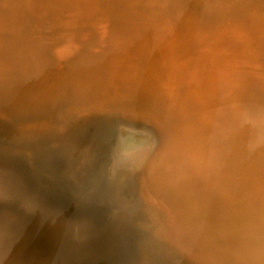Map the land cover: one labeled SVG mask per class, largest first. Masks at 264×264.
I'll return each mask as SVG.
<instances>
[{
	"label": "rangeland",
	"instance_id": "1",
	"mask_svg": "<svg viewBox=\"0 0 264 264\" xmlns=\"http://www.w3.org/2000/svg\"><path fill=\"white\" fill-rule=\"evenodd\" d=\"M143 1H147L146 7L130 19L119 16L116 21L101 13L89 23L74 15H58L57 31L49 29L45 16L1 15L0 119L11 120L19 135H54L83 123L98 136L107 166L117 161L110 172L115 179L125 180L126 185L121 183L130 194V216L125 212L120 219L133 227L134 248L141 253L134 264H263L264 0ZM3 6L0 4V14L10 9ZM53 19L51 15V22ZM65 25L71 27L64 30ZM104 25H108L106 29ZM41 28L49 33H42ZM43 106L51 112L18 117L22 110ZM92 114L101 117L93 120ZM105 128L112 130V137L117 135V141L109 139L108 131L102 133ZM157 129L165 144L189 142L182 145L185 151L181 146L178 149L177 166L166 172L151 169L164 149L162 146L154 154L155 139L160 135ZM239 132L245 142L240 141ZM90 136L92 133L83 138L86 145L77 151L69 153L63 148V156L77 164L91 153ZM193 145L197 147L192 149ZM210 150H220L219 156ZM189 151L195 156L201 153L196 163L202 165L184 159ZM200 170H204L201 177ZM257 197L262 199L258 202Z\"/></svg>",
	"mask_w": 264,
	"mask_h": 264
},
{
	"label": "water",
	"instance_id": "2",
	"mask_svg": "<svg viewBox=\"0 0 264 264\" xmlns=\"http://www.w3.org/2000/svg\"><path fill=\"white\" fill-rule=\"evenodd\" d=\"M97 1L100 0H44L43 8L51 7L44 9L49 29L57 31L58 15L84 19ZM49 13L52 19L55 17L53 22ZM118 13L111 10L110 15L115 17ZM46 112L51 110L43 106L40 110L22 111L18 117H35ZM107 131L110 140L117 136L112 137V130L106 128L102 133L107 135ZM78 133L81 134L76 137L77 132L74 136L30 133V138L27 133L24 141L15 137L11 120L0 119V169L10 172L11 179L17 180L18 188L35 205L26 215L23 227L22 254L18 256L22 264H134L141 256L135 251L130 234L133 227L120 219L125 212L130 216L127 210L130 194L125 180L115 179L110 172L117 161L107 166L103 145L91 130ZM91 133L93 140L88 142L93 145L88 144L93 147L91 153L87 154L86 163L77 167L61 151L63 148L69 153L77 151L86 145L82 140ZM59 137L62 142L57 143ZM26 148H32L30 151H35V155L27 157L23 153ZM13 202L20 204L18 199Z\"/></svg>",
	"mask_w": 264,
	"mask_h": 264
},
{
	"label": "bare ground",
	"instance_id": "3",
	"mask_svg": "<svg viewBox=\"0 0 264 264\" xmlns=\"http://www.w3.org/2000/svg\"><path fill=\"white\" fill-rule=\"evenodd\" d=\"M263 2V1H262ZM46 3H49V2H46ZM146 3H147V1H143V0H100V1H97V3L95 4V5H93L92 4V6H91V10H90V14H88V16L86 17L85 16V20L84 19H82V18H77V20H84L85 22H89V23H91V22H94V19H96V17H97V15H99V14H109V19L111 18L112 20H116L117 21V17H119V16H121L122 18H124V19H130V18H133L134 16H136L137 15V11L139 10V9H143V8H145L146 7ZM0 4L1 5H4L3 7H5V8H10V9H7V10H4L3 11V13H1L0 14V16L1 15H7V16H12V17H31V16H34V17H43V16H45V14H46V10H44V9H46V8H49V10H50V8L51 7H45V8H43L44 6H43V4H45L44 3V0H0ZM232 5V4H231ZM112 6V8H110ZM1 8V7H0ZM14 10V11H13ZM105 10H107L106 12H105ZM111 10H116V13L117 12H119L115 17H113V16H111L110 15V13H111ZM4 15V16H5ZM49 15L51 16L52 14L51 13H49ZM258 16V15H257ZM46 17V16H45ZM66 17H68V16H66ZM76 17V16H75ZM89 17H91V18H89ZM231 18V17H230ZM86 20H89V21H86ZM262 22H263V20H262ZM230 25V24H229ZM106 26H108V25H106ZM105 25H104V28L106 29L107 27H106ZM71 26H68V25H65V27H64V30H66V29H69ZM101 27H103V26H101ZM88 28L90 29V30H93L92 28H91V24H89L88 25ZM104 28H102V30L104 29ZM109 28V27H108ZM18 30H23V29H21V28H18ZM29 30V29H28ZM262 30V29H261ZM1 31H3L4 32V30L2 29ZM41 31H42V33H49L46 29H44V28H41ZM70 31V30H69ZM104 31V30H103ZM102 31V32H103ZM51 32V31H50ZM71 32V31H70ZM72 32H73V30H72ZM71 32V33H72ZM107 32V31H106ZM41 33V34H42ZM73 33H75V32H73ZM103 33H105V31L103 32ZM234 45V44H233ZM250 45V44H249ZM67 48V47H66ZM65 49V48H64ZM63 49V50H64ZM238 49V48H237ZM136 50V49H135ZM66 51V50H65ZM255 51V50H254ZM68 52V51H67ZM133 54V53H132ZM147 54V53H146ZM131 55V54H130ZM150 55V54H149ZM154 55V54H153ZM163 55V54H162ZM243 55V54H242ZM249 56V55H248ZM244 57V56H243ZM132 58H133V56H132ZM248 58V57H247ZM135 59H136V57H135ZM141 59V58H140ZM143 59V58H142ZM240 59V58H239ZM136 60H138V59H136ZM142 62V61H141ZM148 62V61H147ZM247 62V61H246ZM255 62V61H254ZM143 63V62H142ZM240 63V62H239ZM199 64V63H198ZM136 65V64H135ZM139 66V65H138ZM136 69V68H135ZM231 69V68H230ZM233 74V73H232ZM227 76V75H226ZM231 76V75H230ZM156 82V81H155ZM241 88V87H240ZM172 98V97H171ZM176 99V98H175ZM23 111V110H22ZM25 111V110H24ZM27 111V110H26ZM98 114V113H97ZM100 114V113H99ZM84 115V114H83ZM86 115V114H85ZM93 115V114H92ZM91 115V116H92ZM88 116H90V115H88ZM87 116V117H88ZM90 116V117H91ZM93 116H95V115H93ZM80 117H82V116H80ZM84 117H86V116H84ZM99 117H101V116H95L94 118H93V120L94 119H97V118H99ZM76 118V117H75ZM92 118V117H91ZM78 119H81V118H78ZM83 119V118H82ZM85 119V118H84ZM88 120V119H87ZM79 121V120H78ZM83 122H85L84 120H82ZM227 122H231L230 120H228ZM241 122V121H240ZM235 123V122H234ZM233 123V124H234ZM83 124V123H82ZM82 124H78V125H76L75 123H74V125H76V126H69L68 128H66V129H64V130H61V132H58V133H54V135H58V136H61V135H65V134H69L70 132L71 133H74V132H80V130L81 131H85L86 129L84 128V126L82 125ZM213 124V123H212ZM243 124V123H242ZM227 125V124H226ZM230 126V125H229ZM233 126V125H232ZM240 126H242V125H240ZM244 126H245V124H244ZM243 127V126H242ZM228 128V127H227ZM230 129V128H229ZM242 129V131H243V129L244 128H241ZM158 130V129H157ZM198 130H200V131H202L201 129H198ZM197 130V132L199 133V131ZM206 130V129H205ZM237 130V129H236ZM245 130V129H244ZM246 131V130H245ZM187 132V131H186ZM188 132H190V131H188ZM210 132V131H209ZM229 132V131H228ZM232 132H234V130L232 131ZM240 132H241V130H240ZM239 132V135L241 134ZM244 132V131H243ZM48 133V132H47ZM158 133L160 134L155 140L157 141L156 142V149H155V151H154V154H157V152L160 150V148L163 146V150H162V153H160V156H159V160L158 161H156L155 162V164H156V166L155 165H153L152 167H151V169H154L155 171L157 170V171H163V172H166V170H167V168L169 167H171L172 168V166L175 164L176 166H177V164L176 163H178V162H176L175 160H177V157L179 158V156H178V154H177V152L179 151L178 149L180 148V146L182 147V145H184V144H186V141L185 142H183L181 139V141H179V140H175V141H173V142H167V144H165L164 142H163V138H162V132H161V130H158ZM201 133V132H200ZM230 133V132H229ZM238 133V132H237ZM50 134H52V133H50ZM79 134H81V133H79ZM197 134V133H196ZM208 134V133H207ZM233 134H235V133H233ZM245 134V133H244ZM54 135H52V136H54ZM186 135V134H185ZM195 134H192V137L194 136ZM203 135V134H202ZM213 135V134H212ZM242 135V134H241ZM251 135V134H250ZM250 135H248V136H250ZM45 136H48L47 134H45ZM190 136V135H189ZM215 136V135H214ZM213 136V137H214ZM228 136H230V135H228ZM235 136V135H234ZM259 136V135H258ZM15 137L16 138H21V139H23L24 141H26V137H27V135H19V134H16L15 135ZM31 136L29 135V138H30ZM188 137V136H187ZM196 137V136H195ZM198 137H199V135H198ZM203 137V136H202ZM11 138V140H12V137H10ZM200 138V137H199ZM204 138V137H203ZM212 138V137H211ZM233 138V137H232ZM248 138V137H247ZM255 138V137H254ZM36 139V138H35ZM188 139H189V137H188ZM191 139V138H190ZM189 139V140H190ZM216 139V138H215ZM241 139H242V141L244 140V142H245V138H243V135H242V138L240 137V141H241ZM250 139V138H249ZM192 140V139H191ZM195 140H197V138L196 139H194V141ZM210 140V139H209ZM213 140V139H212ZM226 140V139H225ZM227 140H228V138H227ZM231 140V139H230ZM24 141H22V142H24ZM198 141V140H197ZM200 141H201V143H200V145H202V140L200 139ZM204 141V140H203ZM223 141V140H222ZM232 141V140H231ZM241 141V142H242ZM257 141V140H256ZM210 142V141H209ZM208 140H207V145H208ZM215 142V141H214ZM214 142H212V143H214ZM230 142V141H229ZM246 142H248V139L246 140ZM187 143H189L188 141H187ZM191 143H192V141H191ZM198 143V144H199ZM205 143H206V141H205ZM227 143V142H226ZM21 144H24V143H21ZM193 144V143H192ZM195 144H196V142H195ZM215 144V143H214ZM228 144V143H227ZM241 144V143H240ZM200 145H198V146H200ZM204 145V144H203ZM202 145V146H203ZM206 145V144H205ZM211 145V144H210ZM221 145H222V143H221ZM186 146H187V144H186ZM192 146V145H191ZM209 146V145H208ZM207 146V147H208ZM213 147H218V146H214V145H212ZM212 146H211V148H212ZM235 147H236V142H235V145H234ZM243 146H245V147H247L248 146V143H247V146L246 145H243ZM250 146H251V144H250ZM197 147V146H196ZM194 145H193V147H192V149L193 148H196ZM201 147V146H200ZM204 147V146H203ZM203 147H201L200 149H201V151H202V148ZM207 147H206V149H207ZM257 147V146H256ZM260 146H258V148H259ZM32 148H35V147H32ZM32 148H29V149H27V150H25L23 153L28 157L29 156V154H31V157H33V155H34V153H35V151H30V150H32ZM183 148V147H182ZM184 148H185V146H184ZM184 148L182 149V150H184ZM187 148V147H186ZM188 148H190L191 149V147H188ZM205 148V147H204ZM203 148V149H204ZM233 148V147H232ZM237 148V147H236ZM251 148V147H250ZM189 149V150H190ZM205 149V152L207 151L208 152V149H210L209 147H208V149L206 150ZM213 149V148H212ZM218 149H220V148H218ZM9 150V152H12L13 153V150L12 149H8ZM186 150H188V149H186ZM215 150H216V148H215ZM230 150H231V148H230ZM233 150V152H235L234 151V149H232ZM239 150H240V148H239ZM247 150V149H246ZM255 150H257V149H255ZM185 151V150H184ZM198 151V150H197ZM197 151H195V152H197ZM210 151H212V150H210ZM217 151V150H216ZM216 151H214V153L216 152ZM220 151V150H219ZM219 151H218V153H217V155L219 156ZM236 151H238V149L236 150ZM245 151V150H244ZM188 152V151H187ZM186 152V153H187ZM194 152V153H195ZM198 152H200V151H198ZM226 152V151H225ZM249 152V151H248ZM183 153H185V152H182V154ZM189 153H190V151H189ZM203 153V152H202ZM211 153V152H210ZM212 153H213V151H212ZM213 153V154H214ZM216 153H215V155H216ZM232 153V152H231ZM87 154H89V153H86L85 155H83L80 159H79V161L77 162V164L76 165H78L77 167H81L84 163H86V157H87ZM93 154V153H92ZM188 154V153H187ZM191 154V153H190ZM190 154H188V155H186L185 156V158L184 159H187V161L188 162H190V161H195V163L197 162V159L200 157V154H199V156H195V155H193V154H191L192 156H190V158H189V155ZM207 154V153H206ZM228 154H229V152H228ZM240 154V153H239ZM239 154H238V157H239ZM181 155V154H180ZM204 155V154H203ZM214 155V156H215ZM221 155V154H220ZM234 155V154H233ZM241 155V154H240ZM157 156V157H158ZM184 156V155H183ZM207 156V155H206ZM209 156V155H208ZM207 156V157H208ZM211 156H212V154H211ZM230 156V155H229ZM228 156V157H229ZM236 156H237V153H236ZM172 157V158H171ZM182 157V156H181ZM206 157V158H207ZM222 157V156H221ZM234 157H235V155H234ZM246 157V156H245ZM208 158H210V157H208ZM230 158H232V157H230ZM243 158H244V155H243ZM170 159H171V161H172V163H171V161H170ZM181 159V158H180ZM184 159H182V160H184ZM191 159V160H190ZM217 159V158H216ZM218 159H220V157L218 158ZM223 159V158H222ZM221 159V160H222ZM228 160H229V158H227ZM235 159H237V157L235 158ZM239 159H241V157L239 158ZM239 159H237L238 161H240ZM247 159V158H246ZM245 159V160H246ZM68 160V159H67ZM92 160H93V158H92ZM181 160V161H182ZM214 160V159H213ZM224 161V163H227V161L225 162V159H223ZM233 160V159H232ZM180 161V162H181ZM186 161V162H187ZM199 161V160H198ZM212 161V160H211ZM220 161V160H219ZM218 161V162H219ZM229 161H231V160H229ZM237 161V162H238ZM175 162V163H174ZM185 162V160H184V163L185 164H188V163H186ZM202 162V161H201ZM203 162H205L204 160H203ZM202 162V163H203ZM220 162H222V161H220ZM222 162V163H223ZM236 162V163H237ZM241 162H242V159H241ZM80 163V164H79ZM182 163H183V161H182ZM194 163V164H195ZM199 163V162H198ZM196 163L197 165H200L201 163ZM207 163H208V161H207ZM231 163V162H230ZM181 164V163H180ZM191 165H192V162L190 163ZM194 164H193V166H194ZM214 164V163H213ZM212 164V165H213ZM217 164V163H216ZM216 164H214L213 166H215ZM221 164V163H220ZM234 164L235 163H233V166H234ZM238 164V163H237ZM75 165V166H76ZM202 165V164H201ZM218 165V164H217ZM216 165V166H217ZM225 165H227V164H225ZM225 165H223V166H225ZM232 165V164H231ZM259 165H261V164H259ZM183 166V164H181V167ZM186 166H189V164L188 165H186ZM192 166V167H193ZM221 166V165H220ZM219 166V167H220ZM222 166V167H223ZM257 166V165H256ZM191 167V166H190ZM190 167H188V168H190ZM222 167H220V168H222ZM228 167V166H227ZM237 167H239V166H236V168ZM261 167H262V165H261ZM156 168V169H155ZM182 168H185V166L184 167H182ZM194 168V167H193ZM218 168V167H217ZM150 168L148 169V171L147 172H149V170H151ZM186 169V168H185ZM199 169H203V167L202 168H199ZM198 169V170H199ZM206 169V168H205ZM215 169H216V167H215ZM223 169H224V167H223ZM233 169H234V167H233ZM241 169V168H240ZM180 170V169H179ZM182 170H184V169H182ZM190 170L192 171V168H190ZM195 170H197V168L195 169ZM195 170H194V172H195ZM201 170L199 171V173L201 172ZM207 170H209V168H208V165H207ZM218 170V169H217ZM226 170V169H225ZM235 170V169H234ZM189 171V170H188ZM204 171V170H203ZM202 171V172H203ZM216 171V170H215ZM238 171V170H237ZM154 172V171H153ZM174 172V171H173ZM172 172V173H173ZM179 172V171H178ZM181 172V171H180ZM186 172H187V169H186ZM185 172V173H186ZM197 172V171H196ZM202 172L198 175L199 177H201L202 176ZM205 172H209V171H205ZM212 171L210 170V172L209 173H211ZM10 172L8 171V172H6V169H0V210H1V216H0V264H22L21 262H20V260H19V255L20 254H22V252H21V246L23 245V235H25L24 234V231H23V227L25 226L24 224H25V221H26V218H27V216L26 215H28L32 210H34L35 209V205L31 202V200H30V198H29V196H28V194L26 193V192H24V191H22V190H20L19 188H18V183H17V180H13V179H11V175L9 174ZM69 173V172H68ZM158 173H160V172H158ZM182 173H184V171L182 172ZM189 173H190V171H189ZM198 173V172H197ZM214 173V172H213ZM230 173V172H229ZM234 173V172H233ZM232 173V174H233ZM154 174V173H153ZM152 174V175H153ZM156 174V173H155ZM154 174V175H155ZM192 174V175H191ZM191 176H193V174L194 173H192L191 172ZM205 174V173H204ZM232 174H230V175H232ZM237 174V173H236ZM68 175V174H67ZM152 175H151V177H152ZM195 176H197V174L195 173L194 174ZM210 175V174H209ZM208 175V176H209ZM220 175H222V173L220 174ZM149 176V175H148ZM168 176V175H167ZM236 176V175H235ZM239 176V175H238ZM173 177V176H172ZM204 177V176H203ZM214 177H216V175L214 176ZM213 177V178H214ZM224 177V176H223ZM242 177V176H241ZM241 177H240V179H241ZM245 177V176H244ZM260 177H262V176H260ZM153 178V177H152ZM151 178V179H152ZM175 178V177H174ZM186 178V177H185ZM189 178H191V177H189ZM197 178V177H196ZM206 178V177H205ZM204 178V179H205ZM236 178V177H235ZM155 179V178H154ZM183 179V178H182ZM194 179H195V177H194ZM200 179V178H199ZM204 179H201V180H199V181H202V180H204ZM211 179V178H210ZM226 179V178H225ZM224 179V180H225ZM232 179H233V175H232ZM238 179V178H237ZM243 179V178H242ZM242 179L240 180V181H242ZM261 179V178H260ZM157 180V179H156ZM187 180V179H186ZM191 180H192V178L189 180V182H191ZM197 180V179H196ZM206 180V179H205ZM207 180H208V178H207ZM216 180V179H215ZM218 180H220V179H218ZM245 180V179H244ZM246 180H248V179H246ZM245 180V181H246ZM179 181H182V180H179ZM198 181V180H197ZM196 181V182H197ZM221 181V180H220ZM220 181H218V182H220ZM223 181V180H222ZM221 181V182H222ZM231 181V180H230ZM234 180H232V182H233ZM153 182H154V180H153ZM156 182V181H155ZM177 182H178V179H177ZM195 181L193 182L194 184L196 183ZM202 182H204V181H202ZM152 183V182H151ZM188 183V182H187ZM198 183V182H197ZM201 183V182H200ZM207 183H208V181H207ZM213 184L212 182H209V184ZM178 184V183H177ZM177 184H176V186H177ZM181 184V183H180ZM199 184V183H198ZM203 184V183H202ZM200 185V186H204V185H207V184H205L204 183V185ZM208 184V185H209ZM216 184V183H215ZM223 184V183H222ZM191 185H192V182H191ZM199 185H197V186H199ZM220 185H221V183H220ZM220 185H218V186H220ZM260 185V187H261V184H259ZM179 186V185H178ZM193 186V185H192ZM195 186V185H194ZM213 186V185H212ZM180 187H181V185H180ZM196 187V186H195ZM207 187H210V186H207ZM214 187V186H213ZM241 187V186H240ZM257 187L259 188V186H256V190H258L257 189ZM173 188V187H172ZM199 188H201V187H198V189ZM216 188V187H215ZM220 188H221V186H220ZM208 189V188H207ZM207 189H205V190H207ZM210 189H212V187L210 188ZM214 189V188H213ZM177 190V189H176ZM181 190V189H180ZM216 190V189H215ZM214 190V191H215ZM220 189H218L217 191H219ZM254 190H255V187H254ZM255 190V191H256ZM262 190V189H261ZM264 190V189H263ZM164 191V190H163ZM232 191V190H231ZM253 191V190H252ZM165 192V191H164ZM178 192V191H177ZM187 192V191H186ZM221 192V191H220ZM257 192V191H256ZM165 193H167V192H165ZM208 193V192H207ZM209 193H210V190H209ZM259 193V192H258ZM262 193V192H261ZM183 194V193H182ZM181 194V195H182ZM204 194V193H203ZM214 194H217V193H213V195ZM218 194H219V192H218ZM156 195H158V193L156 194ZM172 195V194H171ZM175 195V194H174ZM180 195V194H179ZM194 195V194H193ZM220 195H221V193H220ZM230 195H232V194H230ZM233 195H235V194H233ZM255 195V194H254ZM253 195V196H254ZM259 195V194H258ZM261 195V194H260ZM263 195H264V193H263ZM164 196V195H163ZM167 196H168V193H167ZM173 196V195H172ZM208 196H209V194H208ZM215 196V195H214ZM218 196V195H217ZM229 196V195H228ZM237 196V195H236ZM262 196V195H261ZM165 197V196H164ZM171 196H169L168 197V199L170 198ZM222 197V196H221ZM220 197V198H221ZM223 197H225V196H223ZM263 197V196H262ZM262 197H261V199H262ZM20 198H22V199H20ZM160 198V197H159ZM179 198V197H178ZM196 198V197H195ZM215 198H217L216 196H215ZM214 198V199H215ZM244 198H245V196H244ZM13 199H18V200H20V204H18V205H14V202H13ZM185 199V198H184ZM218 199V198H217ZM222 199V198H221ZM225 199V198H224ZM237 199V198H236ZM261 199H259V200H261ZM216 200V199H215ZM226 200V199H225ZM251 200V199H250ZM257 200H258V197H257ZM259 200H258V202H259ZM264 199H262V202H264L263 201ZM158 201V200H157ZM195 201V200H194ZM217 201V200H216ZM215 201V202H216ZM237 201H239V200H237ZM236 201V202H237ZM178 202H179V200H178ZM187 202V201H186ZM191 202V201H190ZM197 202V201H196ZM202 202V201H201ZM212 202H214V201H212ZM221 202H222V200H221ZM221 202L219 203V204H221ZM175 204L177 203V201H175L174 202ZM194 203V202H193ZM222 203H224V202H222ZM241 203V202H240ZM246 203H247V201H246ZM245 203V204H246ZM250 203H252V202H250ZM255 203V202H254ZM257 203V202H256ZM178 204V203H177ZM176 204V205H177ZM200 204V203H199ZM243 204H244V202H243ZM244 204V205H245ZM248 204V203H247ZM263 204V203H262ZM182 205V204H181ZM203 205V204H202ZM239 205V204H238ZM243 205V206H244ZM197 206V205H196ZM203 206H205V205H203ZM210 206V205H209ZM208 206V207H209ZM219 206V205H218ZM221 206V205H220ZM225 206V205H224ZM249 206H250V204H249ZM256 206V205H255ZM254 206V207H255ZM264 206V205H263ZM198 207V206H197ZM196 207V208H197ZM200 207H202V206H200ZM207 207V208H208ZM222 207H223V205H222ZM222 207H220V208H222ZM240 207H241V205H240ZM179 208H181L182 209V207H179ZM186 208V207H185ZM190 208V207H189ZM194 208V207H193ZM235 208V207H234ZM223 209V208H222ZM221 209V210H222ZM236 209V208H235ZM179 210V209H178ZM190 210V209H189ZM191 210L193 211V209L191 208ZM195 210H197V209H195ZM254 210V212L255 211H258L259 209L257 208V210H255V209H253ZM252 210V211H253ZM262 210V209H261ZM200 211V210H199ZM198 211V212H199ZM233 212H234V210H232ZM251 211V212H252ZM182 212H184L183 210H182ZM187 212H188V210H187ZM198 212H196V213H198ZM231 212V211H230ZM230 212H228V214L230 213ZM248 212H250V209H249V211ZM260 212V211H259ZM195 213V212H194ZM232 213V212H231ZM247 213V212H246ZM258 213V212H257ZM264 213V212H263ZM221 214V213H220ZM227 214V215H228ZM233 214H235L236 215V212L235 213H233ZM240 213H238V215H239ZM251 213H249V215H250ZM253 214V213H252ZM251 214V215H252ZM255 215H256V213H254ZM261 213H259V215H260ZM248 215V214H247ZM264 215V214H263ZM253 216V215H252ZM252 216H251V218H252ZM257 216V215H256ZM228 217V216H227ZM234 217V216H233ZM236 217V216H235ZM234 217V218H235ZM250 217V216H249ZM261 217H262V215H261ZM231 218H232V215H231ZM237 218V217H236ZM241 218V217H240ZM240 218H238V220L240 219ZM243 218H245V217H243ZM259 218H260V216H259ZM233 219V218H232ZM253 219H254V216H253ZM234 220H237V219H234ZM258 221H259V219H257ZM256 220V221H257ZM262 220V219H261ZM264 220V219H263ZM242 221H245V220H242ZM250 221V220H249ZM257 221V222H258ZM232 222H234V221H232ZM250 222H252V221H250ZM257 222H255V223H257ZM237 223H239V221L237 222ZM262 223H264V221L262 222ZM242 224H243V222H242ZM248 224V223H247ZM252 224V223H251ZM250 224V225H251ZM254 224V223H253ZM259 224V223H258ZM258 224H257V226H258ZM245 225V224H244ZM246 226V225H245ZM256 226V225H255ZM259 226H260V224H259ZM258 226V227H259ZM261 226H264V224L263 225H261ZM242 227H243V225H242ZM247 227V226H246ZM244 228V227H243ZM252 229H253V227H252ZM260 230H261V228H260ZM262 230H263V228H262ZM245 232V231H244ZM257 232V231H256ZM259 232V231H258ZM254 233V232H253ZM252 234V233H251ZM250 234V235H251ZM254 234H256L257 235V233H254ZM261 235V234H260ZM254 236V235H253ZM252 236V237H253ZM254 237H256V236H254ZM253 237V238H254ZM262 237H259L258 239H256V240H259V239H261ZM255 239V238H254ZM264 240V239H263ZM260 241V240H259ZM256 243H257V241H255ZM263 241L261 240V242H260V244L259 245H261V243H262ZM254 243V242H253ZM259 245L257 244V246L259 247ZM256 246V247H257ZM258 247H257V249H258ZM261 248H263V244H262V246H261ZM261 248H260V250H261ZM263 251L262 252H264V249H262ZM259 251L257 250V253H258ZM258 254H260V253H258ZM263 254V253H262ZM261 254V255H262ZM264 256V255H263ZM255 257V256H254ZM262 258V257H261ZM264 258V257H263ZM159 260H161V258L159 257L158 258ZM249 259V258H248ZM259 260H261L260 258H258ZM255 260V259H253V257H252V260L254 261H259V260ZM254 263V262H253ZM257 263V262H256ZM255 263V264H256ZM262 263V262H261ZM260 263V264H261ZM258 264H259V262H258ZM263 264H264V262H263Z\"/></svg>",
	"mask_w": 264,
	"mask_h": 264
}]
</instances>
